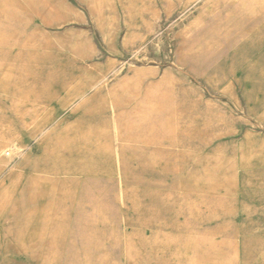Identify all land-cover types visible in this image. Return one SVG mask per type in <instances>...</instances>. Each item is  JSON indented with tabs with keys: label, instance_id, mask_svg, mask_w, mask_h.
<instances>
[{
	"label": "rangeland",
	"instance_id": "rangeland-1",
	"mask_svg": "<svg viewBox=\"0 0 264 264\" xmlns=\"http://www.w3.org/2000/svg\"><path fill=\"white\" fill-rule=\"evenodd\" d=\"M34 1L0 0V264H264V0Z\"/></svg>",
	"mask_w": 264,
	"mask_h": 264
},
{
	"label": "bare ground",
	"instance_id": "bare-ground-1",
	"mask_svg": "<svg viewBox=\"0 0 264 264\" xmlns=\"http://www.w3.org/2000/svg\"><path fill=\"white\" fill-rule=\"evenodd\" d=\"M29 2V1H28ZM32 2V1H31ZM35 2V1H34ZM33 2V7L37 10H39V9H46V13L49 15V16H51V17H53L54 18V16H56V15H58L60 12L57 10V7H55V6H48V3L46 2V1H43V0H38V1H36L35 3ZM34 12V11H33ZM41 13V12H40ZM43 14H45V13H43ZM42 14V15H43ZM46 16V15H45ZM44 17V16H43ZM48 17V16H47ZM45 19V18H44ZM47 19V18H46ZM45 19V20H46ZM49 19V18H48ZM55 21V20H54ZM45 22V21H44ZM46 23V22H45ZM83 50H84V48H82ZM158 50V49H157ZM81 51V50H80ZM81 53V52H80ZM83 53V52H82ZM122 90V89H121ZM146 108H148V106L146 107ZM117 136H118V134H117ZM119 137V136H118ZM12 152H14V148L13 147H10L9 145H4V149H3V153L4 154H6L7 155V157H11L12 156ZM2 153V154H3ZM8 161V160H7ZM31 183V182H30ZM32 184H33V182H32ZM32 184H30V186L32 185ZM67 184H68V182H67ZM63 185V184H62ZM68 186H69V184H68ZM67 186V187H68ZM29 187V186H28ZM59 187V186H58ZM66 187V186H65ZM70 187H72V186H70ZM36 189H37V187H35ZM77 188V187H76ZM65 189V188H64ZM76 190V189H75ZM62 192V191H61ZM69 192V191H68ZM78 192V191H77ZM66 193V192H65ZM31 194V193H30ZM71 195V194H70ZM74 195H76V194H74ZM29 197V196H28ZM73 197V196H72ZM35 198V197H34ZM66 199H68L67 197H66ZM73 199V198H72ZM74 199H76V198H74ZM77 200V199H76ZM61 219H62V217H61ZM56 231V230H55ZM54 231V232H55ZM53 232V233H54ZM62 234V233H61ZM55 240H56V238H54ZM58 240V239H57ZM51 244V243H50ZM55 244V243H54ZM56 246V245H55ZM57 247V246H56ZM50 252V251H49ZM52 256V255H51Z\"/></svg>",
	"mask_w": 264,
	"mask_h": 264
}]
</instances>
